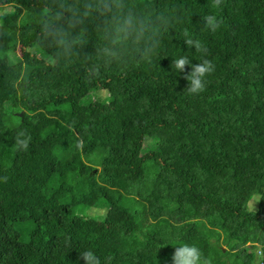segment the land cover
<instances>
[{"label": "trees", "instance_id": "obj_1", "mask_svg": "<svg viewBox=\"0 0 264 264\" xmlns=\"http://www.w3.org/2000/svg\"><path fill=\"white\" fill-rule=\"evenodd\" d=\"M62 2L0 0V264H84L89 249L102 264H172L184 243L212 264H264V0H149L182 15L153 63L95 76L91 21L71 58L43 38L44 9ZM184 55L215 65L198 95L171 69ZM21 128L31 143L13 151Z\"/></svg>", "mask_w": 264, "mask_h": 264}, {"label": "clouds", "instance_id": "obj_2", "mask_svg": "<svg viewBox=\"0 0 264 264\" xmlns=\"http://www.w3.org/2000/svg\"><path fill=\"white\" fill-rule=\"evenodd\" d=\"M224 0H210V7L219 10ZM3 14V13H0ZM44 15L51 19L42 28L43 38L57 50L55 57L71 58L78 54L86 40L80 33L91 21L96 37L94 51L86 56L90 61L87 71L91 76L98 75L103 69L117 67L121 69L140 64H152L159 54L163 36L180 23L182 15L176 5L154 9L149 0H63L58 10L44 9ZM203 28L215 33L222 26V19L209 12L202 17ZM79 30V32L77 31ZM189 49L196 53L207 54V47L198 39L191 38L189 32L182 33ZM191 71H187V67ZM171 69L175 73H184L187 86L183 92L198 95L205 90V78L215 72V65L209 59L191 64L187 55L174 58ZM32 137L26 129H20L14 136L13 151H27ZM7 182L8 177L2 178ZM84 264H102L96 253L89 249L79 252ZM213 258L205 255L196 244L184 243L174 247L172 264H212ZM112 257L106 258L111 264Z\"/></svg>", "mask_w": 264, "mask_h": 264}, {"label": "rangeland", "instance_id": "obj_3", "mask_svg": "<svg viewBox=\"0 0 264 264\" xmlns=\"http://www.w3.org/2000/svg\"><path fill=\"white\" fill-rule=\"evenodd\" d=\"M16 52H17V54H18L19 57L22 56V52H21V47H20V46L17 48ZM100 95H101L102 97H104V96H105V93H104V92H101ZM147 141H148V140H147ZM148 164L150 165L151 162L149 161ZM260 201H261V197H260L259 195L254 196L253 199H252V200L249 202V204H248L249 207H250V209H251L252 211H256V210H258V208H259V206H260ZM212 240H213L214 242H219L217 238H212ZM224 249H226V246H224L223 250H224ZM257 253H258V255H260V254H261V251L258 250Z\"/></svg>", "mask_w": 264, "mask_h": 264}, {"label": "water", "instance_id": "obj_4", "mask_svg": "<svg viewBox=\"0 0 264 264\" xmlns=\"http://www.w3.org/2000/svg\"><path fill=\"white\" fill-rule=\"evenodd\" d=\"M23 114V113H22ZM225 250V249H224Z\"/></svg>", "mask_w": 264, "mask_h": 264}]
</instances>
